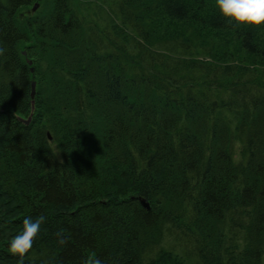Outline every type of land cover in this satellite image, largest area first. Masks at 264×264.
Listing matches in <instances>:
<instances>
[{"label":"trees","instance_id":"16d2710c","mask_svg":"<svg viewBox=\"0 0 264 264\" xmlns=\"http://www.w3.org/2000/svg\"><path fill=\"white\" fill-rule=\"evenodd\" d=\"M214 3L0 0V264L41 216L24 264H264V31Z\"/></svg>","mask_w":264,"mask_h":264},{"label":"clouds","instance_id":"9594fccd","mask_svg":"<svg viewBox=\"0 0 264 264\" xmlns=\"http://www.w3.org/2000/svg\"><path fill=\"white\" fill-rule=\"evenodd\" d=\"M214 6L227 26L264 31V0H215ZM44 219L43 216L36 220L25 218L22 231L11 240L9 249L20 264H24V258L39 238ZM90 264H100V261L93 260Z\"/></svg>","mask_w":264,"mask_h":264},{"label":"rangeland","instance_id":"374dc122","mask_svg":"<svg viewBox=\"0 0 264 264\" xmlns=\"http://www.w3.org/2000/svg\"><path fill=\"white\" fill-rule=\"evenodd\" d=\"M38 4H39V3H38ZM32 8H33V7H30L29 9L23 11L22 17H25V16H28V18H29V17H35V16L38 14V11H39V10H40L39 13H40L41 11H43V10H42V5H40V4H39L38 8H37L35 11H33ZM22 17H21V19H22ZM25 19H26V18H25Z\"/></svg>","mask_w":264,"mask_h":264},{"label":"water","instance_id":"95a60500","mask_svg":"<svg viewBox=\"0 0 264 264\" xmlns=\"http://www.w3.org/2000/svg\"><path fill=\"white\" fill-rule=\"evenodd\" d=\"M35 8H36V7H35ZM35 8H34V10H35ZM32 71H33V70H32ZM32 87H33V94H32V96H34V93H35V92H34V90H35V83L33 84ZM29 121H30V119H29L28 121H25V123L27 124V123H29Z\"/></svg>","mask_w":264,"mask_h":264},{"label":"bare ground","instance_id":"6f19581e","mask_svg":"<svg viewBox=\"0 0 264 264\" xmlns=\"http://www.w3.org/2000/svg\"><path fill=\"white\" fill-rule=\"evenodd\" d=\"M34 83L36 84V82H33V83H32V86H33Z\"/></svg>","mask_w":264,"mask_h":264}]
</instances>
